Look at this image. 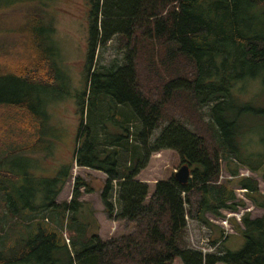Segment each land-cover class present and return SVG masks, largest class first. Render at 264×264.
I'll list each match as a JSON object with an SVG mask.
<instances>
[{
  "label": "trees",
  "instance_id": "obj_1",
  "mask_svg": "<svg viewBox=\"0 0 264 264\" xmlns=\"http://www.w3.org/2000/svg\"><path fill=\"white\" fill-rule=\"evenodd\" d=\"M40 9L30 11L14 36L20 40L9 47L12 57L0 53V108L8 110L3 118L9 121L0 150V193L7 212L20 222H7L20 237L13 240L10 230L0 239V264H57L61 249L69 264H174L177 259L183 264H264V215H243L245 244L237 252L205 236L196 242L213 252L203 253L189 234L190 223L210 226L208 215L222 218V211L237 213L246 205L233 179L220 181L223 170L238 178L246 168L264 182V154L250 148L249 141L256 142L248 137L252 123L263 132L264 106L242 96L249 84L264 89V0H90L88 84L77 148L73 162L49 180L29 172L26 162L28 153L51 151L43 147L45 115L35 88L45 93L59 74L54 49L46 45L48 40L53 48L51 27L41 20ZM18 47L31 54L24 56ZM15 53L22 58H14ZM103 55L108 66L101 63ZM102 94L115 104L109 114L112 129L91 112L92 97ZM187 112L196 124L207 121L204 133L185 122L191 117ZM163 150L176 152L191 176L182 184L173 173L151 192L137 177ZM74 166L108 176L101 193L105 213L125 221L127 228L132 225L131 233L102 240L88 237L87 226L70 223L83 206V193L93 192L76 177L71 200L56 202ZM237 185L264 210L257 178ZM41 194L50 208L30 212ZM45 211L52 213L50 222ZM66 229L87 238L77 242L70 235L75 253L64 237Z\"/></svg>",
  "mask_w": 264,
  "mask_h": 264
},
{
  "label": "rangeland",
  "instance_id": "obj_2",
  "mask_svg": "<svg viewBox=\"0 0 264 264\" xmlns=\"http://www.w3.org/2000/svg\"><path fill=\"white\" fill-rule=\"evenodd\" d=\"M36 7L42 8L40 9L42 16L41 20L48 23L51 27L49 40L51 41L53 48L50 46L48 40H46V45L51 51L54 49L59 74L56 76V83L51 86V88H47V86L44 87L45 93H38L37 88H35L37 100H41V110L45 115V134L43 136V144L45 145L43 147H50L51 151L48 155H45L44 152L41 154L40 152L37 154L28 153L26 162L30 164L28 167L29 172H32L37 176L43 174V176L49 180L50 177H54L58 171H61V167L73 162L74 152L77 148L76 133L79 131L82 120L81 101L88 84L90 0H0V38H3L0 40V53L8 54L9 57H12L9 54V47L14 48L16 45H19L20 40V37H18V42H16L14 40V36L19 33L22 27H24V20L27 18L30 11ZM7 36H9V38H4ZM17 49L18 52H23L26 57L31 54L28 53V50L24 51L19 47ZM16 53L14 58H22ZM52 54L54 53L52 52ZM119 56L122 58L124 55L120 53ZM101 63L104 66H108L104 55L101 57ZM10 91L16 93L18 97L22 96L16 90L11 89ZM33 94L34 93H32V98H35L33 97ZM242 96L246 100H251L257 105L264 106V89L261 87L260 83L247 85L246 88L242 89ZM97 99L99 100L98 103ZM206 110L207 109H205V111ZM91 112L93 118L99 119L100 122L106 126V128L112 129L114 127L113 122L109 118V114H113L115 112V104L109 95L102 94L99 95V98L97 96H93ZM187 113L190 115L189 112ZM7 114L8 110L0 108V150L1 148L3 149L4 143L7 141L6 138L9 136L6 129L9 121L3 118ZM205 118L208 120L207 116ZM86 120L87 118L85 116V121ZM185 122H187L188 125L191 124L190 126L192 128H197L199 132H205L204 126H206V124L204 123L207 121L196 124L192 121L191 116L190 118H187ZM163 124L165 125L166 122ZM251 128L252 130L248 132V137H252L255 140L256 145L254 144V141L251 140L249 141L251 142L250 148L257 146V151L261 150L264 154V147L261 142V140L264 139V129L263 132L254 130L253 123L251 124ZM161 130L162 126L154 131L152 140H154L161 133ZM112 133L117 134L113 131ZM258 141L261 145H258ZM102 155H104V153L100 156L102 157ZM150 163L149 168L143 173V178L148 180L149 183H154L158 180H168L170 175L177 173L181 168L180 157L172 150H163L160 153L153 154ZM242 170V173L246 176L251 174V172L246 168H242ZM222 175L230 178L224 170ZM102 176L104 175L95 170L74 166L72 169V179L65 185L64 189L61 191L62 194L60 193L61 195L58 197L56 202H69L71 200L74 188V179L76 177H81L90 187L92 186L100 190L102 189V185L105 181ZM251 176L257 178L258 180L260 179L256 175L251 174ZM220 181L224 182L226 180L220 178ZM232 186L235 187L236 184H233ZM261 190L264 192L263 183H261ZM236 192H238L237 196L239 199H242L241 194L243 193L241 189H237ZM239 192L241 194H239ZM93 196L99 199L98 195L95 194ZM47 204H50V200L45 198V194H41L38 200L33 202L34 209H31L30 212H33L35 209L38 211V207L40 206H45V209H49L50 207H47ZM6 206L7 202L4 200V196L0 193V239L5 237L11 230L12 238L15 240V237L20 236L17 233L14 234L13 230H16V228H9L7 222L18 225L20 223L18 220L19 218H17V220L15 219L16 217L13 218L7 212ZM246 208H248V206ZM248 210L252 211V213L257 212V210H255L251 205ZM244 212V210L240 211L242 216L244 215ZM44 214L47 217L46 220L50 222L52 213L45 211ZM89 218L90 216L86 215L85 210L76 211L73 214V218L70 223L75 224L76 227L80 224L85 225L90 222ZM221 223L222 222H217L218 226L225 231V228ZM190 224V229L192 230L194 223ZM87 227L88 233L92 235V226ZM229 227V233L227 235L224 234L227 238L229 235L235 234L231 224H229ZM132 231V225H129V227L125 229L124 222L116 223L114 221L110 231L111 234L108 231L107 237L129 234ZM63 232L70 248L72 242L68 240H71V232L67 229ZM191 235V243L197 248L202 245L201 243H197L196 240L207 236L203 234H194L192 231ZM75 236L77 238V242H84L87 240L86 237H82L81 235L75 234ZM71 248H74V246ZM71 252L75 253L72 249ZM57 259V264L70 263L65 249L59 250ZM174 264L183 263L180 259H177Z\"/></svg>",
  "mask_w": 264,
  "mask_h": 264
},
{
  "label": "crops",
  "instance_id": "obj_3",
  "mask_svg": "<svg viewBox=\"0 0 264 264\" xmlns=\"http://www.w3.org/2000/svg\"><path fill=\"white\" fill-rule=\"evenodd\" d=\"M76 134L78 135V133H76ZM160 152H158V153H160ZM155 154H157V153H155ZM45 155H48V154H45ZM149 164H151V163H149ZM81 168H86V167H81ZM148 168H149V165L147 166L146 169H144L138 175L137 180H139L141 182H144V183H147L150 186V190H152V188L154 190L155 184L158 181H161V180L155 181L154 183H149L148 180L144 179L143 178V173ZM86 169H90V168H86ZM91 170H95V169H91ZM95 171L100 172V174H103L104 175V176H102L104 178V180H105L104 183H103V185H102L104 187L105 183L108 180V176L104 172H102V171H99V170H95ZM242 171L243 170L241 169V171H240L241 174H240V176L238 178H234L233 179L234 182L232 183V185L233 184H236V186L233 187L235 191L237 189H243V188H241L240 186L237 185L239 182H241L242 180L246 179L247 177L248 178L249 177H253V176H251V174L252 175H255V174L251 173L250 175L246 176V175H244L242 173ZM171 176L172 175H170V177ZM228 176H230V174H228ZM261 183L264 184V182L261 179H259L260 192L264 194V192L261 190ZM103 187H102V189L98 190V188H94V187L91 186L90 188L93 190V192H91V193H83L82 197L80 198V201L83 203V206L81 207V209L79 211L85 210L86 211V215L90 216V218H89L90 222H88L87 224H85V226H92V232H93V234L91 235V234L88 233V237H92L93 235H97L102 240H108V239H110L112 237H107V233L109 231V233L111 234L110 231H111V228L113 226V222L115 220L109 219L108 216L105 213V207H104V204H103L102 199H101V193L103 191ZM153 190H152V192H153ZM82 192H84L83 189H82ZM95 194L99 196V199L98 198H95L93 196ZM60 195L58 197H60ZM243 195L246 198V201H244L246 205L244 207H241L240 208V211L241 210H244L245 211L244 214H250V217L252 219L262 217L264 215V210L261 209V208H259V207H256L253 204V202L250 199V197H248L249 195H252V193H250V192L247 191ZM247 202H248V204H247ZM250 205L255 210H257L256 213H252V211H250L251 209L248 210ZM247 206H248V208H246ZM246 210H248V211H246ZM221 213L224 215V217H222V218H215V217H213L211 215H208V219L211 222V225L210 226H199V225L195 224V222H192V224L193 223L194 224L192 226V230L189 227V234H190V236H192L191 235V231H192L194 234L207 235L210 238L211 241L218 242V247H221L222 249L228 250V251H231V252H237V251L241 250L243 248L244 244H245V239L243 238V236L241 234L242 231H243V229H244V226L242 224V220H241V222H239L234 217L230 218L229 219L230 220V224L232 225V227H233V229L235 231V234H231V235L228 236V238L225 239V241H221L222 230L223 229L220 226H218L217 222H220L221 220L225 219L227 212H226V210H224ZM115 222L116 223L117 222H124V225L127 228V226H126L127 223H125V221H115ZM190 226H191V224H190ZM116 231H117V229H116ZM72 233H73V236H75V234H74L73 231H72ZM117 236H119V235H117ZM113 237H115V236H113Z\"/></svg>",
  "mask_w": 264,
  "mask_h": 264
},
{
  "label": "built area",
  "instance_id": "obj_4",
  "mask_svg": "<svg viewBox=\"0 0 264 264\" xmlns=\"http://www.w3.org/2000/svg\"><path fill=\"white\" fill-rule=\"evenodd\" d=\"M230 177V176H229ZM221 178L222 179H226L227 177L225 176H221ZM230 179H232V177H230ZM241 191H242V193L244 194L245 192H247V190H244V189H241ZM239 194H241L240 192H239ZM243 194H241V196H242V200H246L245 199V197H244V195ZM241 199V198H240ZM238 214V215H237ZM226 216H227V218L226 219H224V220H221V224H223V227L225 228V231H224V233H225V235H227L228 233H229V231H230V227H229V224H230V218H232V217H234L235 219H237L238 221H240L241 222V216H242V214L240 213V212H237V213H232V212H227L226 213ZM69 241V240H68ZM199 249L203 252V253H207V252H212L213 251V249H207L206 247H204V246H201V247H199Z\"/></svg>",
  "mask_w": 264,
  "mask_h": 264
},
{
  "label": "water",
  "instance_id": "obj_5",
  "mask_svg": "<svg viewBox=\"0 0 264 264\" xmlns=\"http://www.w3.org/2000/svg\"><path fill=\"white\" fill-rule=\"evenodd\" d=\"M191 171L187 165H183L180 170L175 174V178L178 182L185 184L189 181Z\"/></svg>",
  "mask_w": 264,
  "mask_h": 264
},
{
  "label": "bare ground",
  "instance_id": "obj_6",
  "mask_svg": "<svg viewBox=\"0 0 264 264\" xmlns=\"http://www.w3.org/2000/svg\"><path fill=\"white\" fill-rule=\"evenodd\" d=\"M225 238V237H224Z\"/></svg>",
  "mask_w": 264,
  "mask_h": 264
}]
</instances>
